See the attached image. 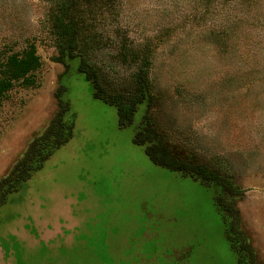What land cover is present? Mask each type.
<instances>
[{
  "label": "rangeland",
  "instance_id": "374dc122",
  "mask_svg": "<svg viewBox=\"0 0 264 264\" xmlns=\"http://www.w3.org/2000/svg\"><path fill=\"white\" fill-rule=\"evenodd\" d=\"M62 1L0 0V264H264V0H72L107 93L144 67L128 127L54 60ZM25 50L36 67L4 76ZM141 113L207 187L132 142Z\"/></svg>",
  "mask_w": 264,
  "mask_h": 264
},
{
  "label": "trees",
  "instance_id": "16d2710c",
  "mask_svg": "<svg viewBox=\"0 0 264 264\" xmlns=\"http://www.w3.org/2000/svg\"><path fill=\"white\" fill-rule=\"evenodd\" d=\"M72 6V0H63L55 9L51 17L53 33L56 38L57 55L54 60L60 62L64 66L63 75L66 74L71 66H74V71L87 81L92 98L109 105L114 108L116 114L117 125L119 127H128V121L135 117L137 110L135 108L139 104L147 105L150 99L148 87L145 80L144 67L137 69L134 73V93L132 96H125L122 93H107L100 86V81L95 68L88 64L78 51L77 27L76 24L68 19V13ZM37 62L34 54L25 50L19 57L10 56L4 64V76L22 77L36 67ZM5 81L3 80L2 83ZM68 109L65 106H60L50 127L53 123L58 122L63 125V117ZM122 121L125 122L122 123ZM128 122V123H127ZM132 142L141 146L144 154L155 165L166 168L170 171H175L183 176H189L197 180L201 185L207 187V172L198 165L187 164L186 162L169 157L164 153L161 142L154 137H151L149 132V124L144 119V114L141 113L134 126H132ZM62 144V143H61ZM60 143L58 145H61ZM210 175V174H209ZM214 179L220 181L215 174H211ZM229 238V237H228ZM230 240V239H229Z\"/></svg>",
  "mask_w": 264,
  "mask_h": 264
}]
</instances>
